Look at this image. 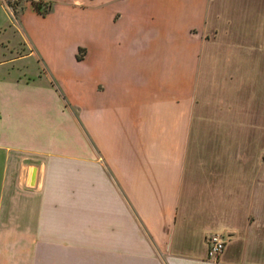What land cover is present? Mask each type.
Here are the masks:
<instances>
[{"label":"crops","instance_id":"crops-1","mask_svg":"<svg viewBox=\"0 0 264 264\" xmlns=\"http://www.w3.org/2000/svg\"><path fill=\"white\" fill-rule=\"evenodd\" d=\"M15 1L17 30L0 0V264H264V0ZM56 87L76 152L52 149Z\"/></svg>","mask_w":264,"mask_h":264},{"label":"rangeland","instance_id":"rangeland-1","mask_svg":"<svg viewBox=\"0 0 264 264\" xmlns=\"http://www.w3.org/2000/svg\"><path fill=\"white\" fill-rule=\"evenodd\" d=\"M9 11L11 10L12 12L9 15L10 19L12 22L10 23L12 28H15V23L17 18H18V13L20 11V6H17L16 4H13L11 0H2ZM6 1V2H5ZM12 2V3H11ZM11 6L13 8H11ZM46 8V6L44 7ZM8 12V11H7ZM15 30H17L15 28ZM18 35V33H17ZM20 45L24 43L23 39H20L18 42ZM57 89V94L55 93V100H54V122H53V129L52 132L50 133V136L52 137L54 144H53V150L56 152H62V151H70V152H76L75 150L69 149L68 147H62L63 143H67L65 141H77V135L76 132H74L73 128L69 124V120H71V117H67V103L63 102V106H61L60 101H58V95L60 98L61 97V91ZM76 95V94H75ZM264 97V93L262 95ZM255 106L256 108H259L262 110L263 117H262V132H261V138H260V149L256 150L258 153V156H260V163L258 165L254 166L255 168V173H256V178L258 181L261 182V189H262V206H263V213H264V99L260 101H255ZM260 110V111H261ZM71 127V128H68ZM257 155V154H256ZM249 166L246 167V172L247 174L249 173L248 170ZM264 216V214H263Z\"/></svg>","mask_w":264,"mask_h":264},{"label":"built area","instance_id":"built-area-1","mask_svg":"<svg viewBox=\"0 0 264 264\" xmlns=\"http://www.w3.org/2000/svg\"><path fill=\"white\" fill-rule=\"evenodd\" d=\"M6 2V1H5ZM11 8H13L11 6ZM226 239L222 232L214 231L208 236V256L210 258H217L225 247Z\"/></svg>","mask_w":264,"mask_h":264},{"label":"trees","instance_id":"trees-1","mask_svg":"<svg viewBox=\"0 0 264 264\" xmlns=\"http://www.w3.org/2000/svg\"><path fill=\"white\" fill-rule=\"evenodd\" d=\"M11 1L13 2V4H15L16 2L15 0H11ZM33 5L36 7V9H38L42 13H45L50 8V5L49 4L45 5V3L44 5L46 6V8H44L45 6L42 7L43 2L41 0H33Z\"/></svg>","mask_w":264,"mask_h":264},{"label":"water","instance_id":"water-1","mask_svg":"<svg viewBox=\"0 0 264 264\" xmlns=\"http://www.w3.org/2000/svg\"><path fill=\"white\" fill-rule=\"evenodd\" d=\"M35 174H36V166L32 167V172H31V179H30V184L34 183L35 180Z\"/></svg>","mask_w":264,"mask_h":264}]
</instances>
